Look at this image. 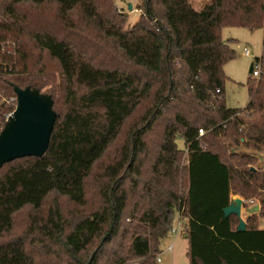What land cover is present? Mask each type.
Listing matches in <instances>:
<instances>
[{"label":"trees","instance_id":"obj_1","mask_svg":"<svg viewBox=\"0 0 264 264\" xmlns=\"http://www.w3.org/2000/svg\"><path fill=\"white\" fill-rule=\"evenodd\" d=\"M10 1L56 4L71 32L30 31L26 16L0 0L2 98L16 96L12 83L41 91L51 85L45 67L30 64L34 48L58 62L65 91L60 115V100L49 93L57 119L47 152L0 168L21 162L0 176V237L11 234L18 211H41L52 193L85 205L92 176L99 203L88 217L67 218L58 207L32 217L23 236L0 241V264H39L34 254L41 252L50 263L56 247L70 257L67 264H98L99 254L105 264H156L177 213L189 264H264V168L221 152L230 141L264 150V81L248 82L244 109L227 106L224 66L236 51L221 36L227 26L264 29V0H210L201 10L190 0H142L130 27L104 12L100 0ZM256 61L264 66V55ZM16 104L0 98V131ZM234 195L260 205L243 231L238 216L223 212ZM117 237L118 247L108 250ZM96 239L101 243L86 262L82 253Z\"/></svg>","mask_w":264,"mask_h":264},{"label":"rangeland","instance_id":"obj_2","mask_svg":"<svg viewBox=\"0 0 264 264\" xmlns=\"http://www.w3.org/2000/svg\"><path fill=\"white\" fill-rule=\"evenodd\" d=\"M142 0H100L101 9L106 12L110 10V13L116 15L115 20H123L125 27H130L132 24L136 23L141 16V9L139 10V3ZM195 9L201 10L210 0H190ZM129 3L132 4V10H129ZM2 6L4 8L13 7L16 9L17 14H23L26 16V22L29 25L30 31L46 30L51 33H55L59 37H69L70 28H65L63 24L60 23L57 18V8L56 4H45L42 6H37L31 2H22L13 5L10 0H1ZM114 4V6H113ZM116 8V11L114 9ZM143 10V9H142ZM119 15L124 16L123 18L118 17ZM80 15H75V22L78 23ZM80 25V23H79ZM82 27H84L82 25ZM222 39L230 44V46L236 51V55L230 59L224 66V71L227 78L225 84V101L230 108H241L244 109L250 101L248 82L256 81L255 77L249 72L250 65L256 62L257 58H261L264 55V29H249L241 26H227L222 28L221 31ZM74 39V38H72ZM93 40H96L95 31H93ZM102 45V44H99ZM102 48L107 49L102 46ZM248 48L251 55L246 56L244 54V49ZM98 51H102L97 48ZM32 58L30 64H36L37 67L44 66L45 74L48 76L47 82L51 85L43 87V92L50 93L55 91L58 99L60 100L59 107H57V112L60 114L65 112V91H63L64 83L61 76V70L58 62L49 57L47 52L39 48H34L31 50ZM102 55L101 57H104ZM45 75V76H46ZM50 79V80H49ZM0 92V98L2 101H6L8 105L17 103L16 96L2 98ZM16 107V106H15ZM229 143V142H228ZM227 143V144H228ZM177 144L181 149L185 148V141L182 137L177 138ZM224 157L227 158L229 153L227 151H221ZM113 151L111 155L113 156ZM19 164V160L8 164L3 169L0 170V176L5 173L9 168L15 164ZM105 161L100 162L94 172L100 171V166ZM257 164V162H256ZM255 164V166H256ZM87 203L83 206H75L73 203L68 201L66 197L60 196L56 193H52L47 198L41 211H34L30 206H26L15 214L14 226L10 235L5 234L4 237H0L1 240H10L18 236H23L27 227L30 225L32 217L42 216L46 217L49 214L50 209L60 208L63 215L67 218L76 217H88L93 211H95L99 203V195L96 193L98 188L96 185V179L92 176L87 180ZM136 197L130 199L129 207L132 208L136 202ZM257 201V200H256ZM249 208V206H248ZM128 223V222H126ZM174 228H178L177 233L169 232V235L164 239L162 248V264H189L188 257V240L184 236V220H179L177 214L174 215L172 222ZM259 227L264 229V216L259 218ZM103 238V237H102ZM102 239H96L93 245L89 246L83 253L82 258L84 261H89L93 253L98 249L99 244ZM122 241L121 237L115 238L112 242L106 244L108 250L112 248H117L118 244ZM130 236L124 239V248L126 252L129 249ZM174 244L173 252H167L166 247L168 244ZM56 249L55 255H51L50 263L49 256L44 255L42 252L40 254H34V257L39 264H67L71 262L70 257L67 256L60 247ZM99 258L98 264L107 263L106 257L102 255L97 256Z\"/></svg>","mask_w":264,"mask_h":264},{"label":"water","instance_id":"obj_3","mask_svg":"<svg viewBox=\"0 0 264 264\" xmlns=\"http://www.w3.org/2000/svg\"><path fill=\"white\" fill-rule=\"evenodd\" d=\"M132 10V4L128 5ZM253 63L249 72L252 73ZM16 94V107L7 116V120L0 131V168L6 163L24 157H42L49 148V143L57 119L54 109V99L51 94L33 88L28 85L22 88L13 84ZM230 155L251 157L257 162L254 169L264 168V150L259 151L245 145H236L233 142L227 144ZM243 211L248 216L260 211V205L252 208L245 207V200L235 197L229 206L223 209L226 217L238 216L240 222L237 230L247 229V222L243 217ZM187 238V234L184 235ZM106 237L104 238L105 241ZM95 256L93 253L91 260Z\"/></svg>","mask_w":264,"mask_h":264},{"label":"built area","instance_id":"obj_4","mask_svg":"<svg viewBox=\"0 0 264 264\" xmlns=\"http://www.w3.org/2000/svg\"><path fill=\"white\" fill-rule=\"evenodd\" d=\"M244 54L246 56H250L251 55L250 50L248 48H245L244 49ZM251 74H252L253 77H255V79L257 81H261V80L264 81V66H263L261 61H256L255 62ZM216 91L219 92V89H216ZM199 132H200V134L204 133V131L202 129H200ZM246 204H248L249 207H254L255 206V201L253 199L245 200V206H246ZM177 216H178L179 220H183V218L181 217L180 214L177 213ZM173 219H174V217H173ZM173 219H172V222H173ZM170 232L171 233H177L178 232V228H174L172 226V223H171V226H170ZM173 250H174V244L173 243L168 244L167 247H166V251L171 253V252H173ZM162 253H163V251L157 255V258H156V262L157 263L156 264H162Z\"/></svg>","mask_w":264,"mask_h":264},{"label":"crops","instance_id":"obj_5","mask_svg":"<svg viewBox=\"0 0 264 264\" xmlns=\"http://www.w3.org/2000/svg\"><path fill=\"white\" fill-rule=\"evenodd\" d=\"M235 197H240V196H238V195H234L233 196V198H235ZM242 198V197H241ZM246 207V206H245ZM248 208V207H247ZM249 208H252V207H249ZM243 217L245 218V220H246V218H247V216H248V213L247 212H244L243 211ZM254 215V214H253ZM255 215H257V216H259V212L258 213H256ZM185 235V234H184ZM188 240V239H187ZM188 244H189V242H188Z\"/></svg>","mask_w":264,"mask_h":264}]
</instances>
